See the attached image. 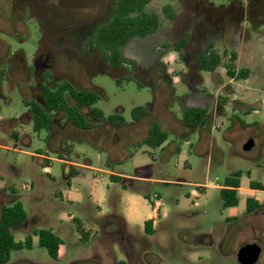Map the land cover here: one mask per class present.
I'll return each mask as SVG.
<instances>
[{
    "label": "rangeland",
    "instance_id": "374dc122",
    "mask_svg": "<svg viewBox=\"0 0 264 264\" xmlns=\"http://www.w3.org/2000/svg\"><path fill=\"white\" fill-rule=\"evenodd\" d=\"M110 1L0 0V70L7 69L10 73L8 78L0 77V214L3 207L19 202L27 215L35 211L42 215L44 223L38 227L52 230L63 242L57 260L51 259L35 239L31 250L12 252L11 261L117 264L127 262V245L137 257V264H145L142 257L151 264L158 260L160 264H237L234 252L239 236L229 234L224 243L221 241L228 226L226 218L243 217L249 181L264 186V0L251 3L256 20L248 19L242 24L243 53L253 58L255 65L252 78L224 86L228 79L221 68L211 75L201 72L205 88L217 98L225 97V108L222 112L217 103L215 116L202 131L185 129L191 146L184 133L172 132H168V141L178 151L135 145L132 142L135 136L95 139L69 131L76 137L60 139L58 150L65 159L92 168L81 169L69 179L71 190L78 194V200L72 203L66 200V176L63 166L54 160L57 153L48 148L47 131L35 132L31 121H22L27 109L21 89L31 85L26 72L31 74L35 70L39 56L44 60L55 57L51 70L57 80L68 79L80 88L89 85L90 90H98L99 100L93 108L101 110L104 119L118 112L127 123H132V110L143 107L150 119L154 115L163 117L166 123L160 122L162 128L170 127L166 111L180 118V99L189 94L188 84L180 79V74L188 71L182 61H176L180 60L176 55L169 59L176 62L164 68L169 84L154 78L147 85L143 78H138L124 81L119 87L110 69L94 66L103 63L94 49L82 46L77 52H70L76 40L66 36L65 30L86 34ZM208 1L216 8L215 13L224 17L235 1L246 2ZM170 3L173 1L154 0L148 9L160 12V8ZM181 7L177 5V13ZM244 59L241 56L239 66L252 65L250 60L244 64ZM33 94H40V90L35 88ZM52 130L54 135L58 132ZM12 131L14 136L10 135ZM248 140H253L254 145L244 152L242 147ZM44 157L53 159L50 166ZM111 158L115 160L113 171L122 176L118 181L101 173L109 170L106 163ZM237 171L243 173L237 192L238 205L223 209L220 187L229 174ZM150 178L156 182L145 181ZM177 180L185 183H173ZM95 189L103 202L97 195L89 197ZM146 195L159 206L160 217L153 234L143 233L141 225L135 227L124 222L131 197ZM251 197L264 204V191ZM73 218L80 220L79 231ZM117 225L123 227L124 240ZM12 234L15 241L22 240L24 235ZM92 257L97 260L92 261Z\"/></svg>",
    "mask_w": 264,
    "mask_h": 264
},
{
    "label": "flooded vegetation",
    "instance_id": "af4514ba",
    "mask_svg": "<svg viewBox=\"0 0 264 264\" xmlns=\"http://www.w3.org/2000/svg\"><path fill=\"white\" fill-rule=\"evenodd\" d=\"M153 1H148L143 5L141 10L143 16L153 15L156 17L157 22L152 31L143 36H139V33L129 36L126 30L117 28L116 31H110L111 35L103 39V34L109 33L108 27L113 25L118 15L116 13L118 0H111L106 5L100 19L94 21L86 34L80 35L70 30H65L66 36L71 35L76 40L74 48L70 49V52H77L82 46H87L88 49H94L103 60L102 64L94 63V66H98L102 70L110 69L115 84L119 87L124 81L129 82L137 80L138 78H143L147 85L154 78L161 83L169 84L170 78L165 73V65L182 61L188 72L181 73L180 79L188 84L189 94L180 99V109L183 112L189 109L206 110L208 123L209 119L215 115L217 103L219 110L224 111L226 99L225 97H215L211 91L205 88L206 86L203 84L201 72L211 75L215 74L218 68H221L225 77L228 79L224 86L233 81H247L252 78L255 65L253 58L246 57L243 53V49L245 48L242 43L245 38V31L242 24L248 19L256 20L257 15L253 6H251V3L256 2V0H246V2L235 1L236 3L230 6L226 17L216 14V8L208 0H172L174 5L172 3L164 5L160 8V12L150 11L148 9ZM177 5L182 6L180 13L176 11ZM139 15L140 13L132 14L131 17H138ZM129 17L127 16L126 18ZM115 33L119 35H115ZM109 49H118L121 59L116 60L111 55ZM135 49H141V52H135ZM212 52L220 56L219 66L214 71L202 70L200 59L205 55H210ZM173 55L180 57V60L169 61ZM241 56L246 60L243 61L244 64H247L250 60L252 65L239 66ZM54 58L52 56V58L44 60L39 56L35 61V70L31 74L28 70L26 72L27 77L31 80V85H27L24 89H21L23 105L27 109V112L22 118L23 122H32L33 112L31 104L33 102L45 107V94L49 91H56L60 86L65 84L71 86L75 91L92 92L98 96L99 100L98 90L97 92L90 90L89 85L88 88H80L68 79L57 80L51 70V64ZM165 58L168 59L166 62L164 61ZM231 63L234 65L235 71L241 69L247 70V77L238 81L235 78H229L227 75V66ZM9 74L7 69L0 70V77L2 79L8 78L7 76ZM172 77L176 79L174 74H172ZM166 86L168 87V85ZM35 88L40 90V94L36 96L33 94ZM23 92L26 93L28 98H25ZM64 96L70 105H75L68 93H65ZM93 105L79 109L91 123V127L86 130L73 126L63 111L52 112V121L44 129L49 135L48 141L52 137V129L57 127L58 132L61 133L60 139H62L63 137H76L74 134L67 133L69 131L74 133H88L90 130L106 129V127H114L121 130L127 125L125 121L122 126H116L108 121V117L104 119V115L99 120H93L91 118V110L94 109ZM113 114L120 115L118 112ZM57 117H60V119L56 120ZM10 135L14 136V132L12 131ZM259 204V207L253 208L250 211L245 206L244 211L241 213L242 218L239 215L226 218L228 226L225 229V233L222 234L221 241L224 243L229 234L239 236L238 247L234 252V258L237 264H264V204L260 202ZM42 223H44V217L35 211L27 215L23 222L11 227L12 233L24 234L22 240L19 241L25 244V247L22 249L31 250L35 239L39 246V238L34 236V233L46 230L43 227H38ZM206 237L210 238L211 234L207 233ZM28 239H30V248L26 245ZM125 251L127 262L119 261L117 264H137V257L130 251L127 245ZM11 253L9 259L1 264H34L32 262H22L23 260L20 262L11 261ZM57 258L53 260H57ZM91 260L96 261L97 258L92 257ZM85 261H88V259ZM141 262L151 264L147 263L146 257H142ZM156 264H160V261L158 260Z\"/></svg>",
    "mask_w": 264,
    "mask_h": 264
},
{
    "label": "trees",
    "instance_id": "16d2710c",
    "mask_svg": "<svg viewBox=\"0 0 264 264\" xmlns=\"http://www.w3.org/2000/svg\"><path fill=\"white\" fill-rule=\"evenodd\" d=\"M150 0H118L116 13V21L108 27L109 33L103 34V39L110 36V31H116L118 29H123L127 31L129 36L139 33V36L152 31L156 25V17L151 15L142 14V7ZM138 17H131L132 14H138ZM130 16L129 18H126ZM144 27V28H143ZM141 30V31H140ZM115 35H119L116 34ZM114 35V36H115ZM128 36V37H129ZM111 55L120 60L118 49H109ZM220 56L212 52L210 55H205L200 59V66L202 70L214 71L220 64ZM233 62V59H232ZM248 74L247 70L235 71L234 65L231 63L227 66V75L229 78H235V80H241L246 78ZM68 93L75 103V105H70L68 101L64 98V94ZM98 101V96L92 92H80L72 89L68 84L62 85L56 91H49L45 94V107L38 105L37 103H32L33 112V130L39 132L47 128V126L52 121V112L63 111L67 119L76 128L86 130L91 127V123L87 120V117L80 112V108L90 107ZM147 115V110L143 107H135L132 110V120L138 121L142 117ZM103 117V114L98 109L91 110V118L93 120H99ZM108 121L116 126H122L125 120L122 116L117 114H112L108 116ZM208 120V114L206 110L203 109H189L182 113L181 122L191 128L200 129L204 127ZM168 138V134L164 132L159 124L152 122L150 124L148 134L146 138L141 142L142 146L153 150L160 147ZM242 172L237 171L229 174L226 179L224 186L220 188V198L222 200V208H233L238 205L237 192L240 188V179L242 177ZM110 179L116 181L117 178L110 177ZM248 187L251 190L264 191V186L255 181H249ZM245 206L248 211L253 208L259 207L260 204L253 197H247L245 200ZM27 214L25 213L22 205L19 202H15L11 206L3 207L0 214V264L5 263L10 256V253L16 250H20L25 247V244L15 241L11 232V227L13 225L20 224L26 219ZM75 220V219H74ZM76 229L80 230V223L76 220ZM144 232L146 234H152V222L146 221L144 224ZM34 236L39 238V246L44 248L49 257L56 259L58 256V249L62 245V241L57 237L51 230H44L39 233H34ZM84 238V237H82ZM26 245L30 248V239L27 240Z\"/></svg>",
    "mask_w": 264,
    "mask_h": 264
},
{
    "label": "crops",
    "instance_id": "0c3cea01",
    "mask_svg": "<svg viewBox=\"0 0 264 264\" xmlns=\"http://www.w3.org/2000/svg\"><path fill=\"white\" fill-rule=\"evenodd\" d=\"M149 112H150V109H149ZM166 113H168L169 118L171 120V122L169 124L170 127L162 128V126H160V122H162L164 124L166 123V121L163 119V117H159V116L154 115L153 118L150 119V117H149L150 115L147 112L146 116L142 117L138 121L132 120V123H127V125L121 130L116 129L114 127H106V129H105L106 132L104 134H103V132H100V129H93V130H90L88 133H83V132L79 131L80 133H75V134H80L82 136L88 135V136L95 138V139L98 137L106 136L107 139H111V140L114 139L115 137H118L121 135L122 136L125 135V137H127L128 139H129V137L132 138L133 136H135L137 138H136V140H133L132 142H134L135 145L136 144L141 145V142L146 138V136L148 134L150 124L152 122H156L157 124H159L160 128L164 132H166L167 134H168V132H172L174 134L184 133L183 134L184 139L187 141L188 145L191 146L192 144L188 142V138L186 136L187 134L185 132V129L187 128L190 130L200 132L203 130V128L191 129V128L185 126L181 122V116L183 113L182 110H181L180 118L176 117L175 115H173L172 113H170L168 111H166ZM213 116H215V115H213ZM54 129L58 131V127L54 128ZM168 136H169V134H168ZM60 138H61V133L57 132L55 135L52 133V137L49 139L47 145H48L49 149H51V150L55 151V153H57V158L54 160L58 161L63 166V172H64L63 174L66 176L65 177V184L68 188V191L66 194V200L74 203L78 200V194L75 192V190H71V188H70L71 182L69 179L76 176L81 169H92V168H89V166L87 164H79V163H76V162L69 160L68 158L65 159L63 154H62V151L58 150V148L60 147V144H61ZM53 146L56 147V149H54ZM171 146L172 145L168 141V138H167V140L160 147H158V149H160L161 151H163L167 148L172 149ZM172 150L178 151L179 149L176 147H173ZM149 155L152 157L151 153ZM43 159L45 160V163L48 164V166H50V162L53 161V159L50 157H44ZM114 161L115 160L111 158L110 161L106 163V166L109 168V170L101 171V173H106L109 175V177H115V178H117L116 181H118L122 176H120L119 174H116L113 171V162ZM145 181L149 182V183H155L156 182V180L151 179V178L146 179ZM173 183L182 184L185 182H182L181 180H177V181H173ZM220 188H222V187H220ZM239 190H240V188L238 189V191ZM246 192L248 193V197H251L253 193L262 192V191L251 190L248 187V189H246ZM93 195H97V197H99V199L103 202V197H101V195L98 193V190L95 189L89 193L90 198ZM58 196L62 199V195L60 193L58 194ZM155 198H158V196ZM255 200H258V199H255ZM96 206L100 207V203L97 202ZM158 207L159 206H157V204H155L154 201H152L148 195H146V196H132L131 197V205L128 209V212L124 215V222L126 224H130V225L135 226V227H138L141 225L142 229H143V233H145L144 232V224L146 221H151L152 222V231H153L152 234H153L155 231L157 218L160 217ZM73 219H75V218H73ZM77 221L80 223V220H77ZM117 226H118V233L123 237V240H124L125 234L123 232V227H121L120 225H117ZM62 245H63V242H62ZM61 246L58 249V257L60 254Z\"/></svg>",
    "mask_w": 264,
    "mask_h": 264
},
{
    "label": "water",
    "instance_id": "95a60500",
    "mask_svg": "<svg viewBox=\"0 0 264 264\" xmlns=\"http://www.w3.org/2000/svg\"><path fill=\"white\" fill-rule=\"evenodd\" d=\"M253 145V140H248L246 143H244L242 149L244 152H248L252 149Z\"/></svg>",
    "mask_w": 264,
    "mask_h": 264
}]
</instances>
